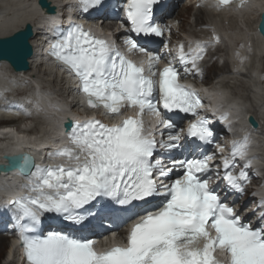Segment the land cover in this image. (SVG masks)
Here are the masks:
<instances>
[{
	"label": "snow or ice",
	"instance_id": "6c2138e0",
	"mask_svg": "<svg viewBox=\"0 0 264 264\" xmlns=\"http://www.w3.org/2000/svg\"><path fill=\"white\" fill-rule=\"evenodd\" d=\"M211 2L222 10L244 7L247 0ZM159 3L126 0L123 6L129 25L124 45L128 52L147 56L146 68L117 51L115 41L98 38L80 24L52 28L47 55L78 82L90 109H102L109 117L123 115L125 109L137 111L135 117L112 126L98 119L71 123L65 132L67 143L47 153L52 163L36 164L28 154L9 161L27 181L21 185L27 194L9 206L27 264H219L217 251L226 254L227 264H264V211L255 223L245 221L234 201L217 190L219 184L213 186L214 180L222 181L225 189L243 193L252 163L247 157L249 137L234 140L219 165L209 163L214 153L174 155L183 148L181 131L183 139L199 142L197 146L215 143L209 119L199 112L198 94L179 81L200 73L199 62L219 38L213 35L209 43L196 42L187 51L180 45L176 56L166 61L147 51L132 34L164 35L168 26L153 22ZM101 4L102 0H77L83 13ZM259 30L264 34V17ZM161 63L164 66L158 68ZM161 109L193 119L186 130L177 131L178 125ZM145 114L157 117L166 133L147 131ZM101 203L118 206L110 208L115 220H134L123 245L98 253L92 239L61 231L38 233L45 214L81 224Z\"/></svg>",
	"mask_w": 264,
	"mask_h": 264
},
{
	"label": "bare ground",
	"instance_id": "6f19581e",
	"mask_svg": "<svg viewBox=\"0 0 264 264\" xmlns=\"http://www.w3.org/2000/svg\"><path fill=\"white\" fill-rule=\"evenodd\" d=\"M52 1L58 6H61L63 1L66 2L69 8L70 15L75 13V10L71 9L73 0H52ZM192 5H188L189 6L188 8L185 7L186 11L179 12L178 14L182 16H183V13L187 14L189 11V8L192 7ZM263 8H264V0H250L249 5H246L240 10L235 9V8L233 9L227 8V9H222V10H216L215 13L208 12L209 13L208 15L205 11H203L204 13L202 11H199L198 13L200 14H196V17H195L196 21H194L196 22L197 26H199V24H202V25L206 24V20L208 19L214 20L212 21L211 27L214 30L218 31V33L221 34L223 41H225L226 43L229 42L231 46L233 45V42L235 40H238L241 37H243L241 31L248 32L246 27L251 31L250 35L252 37H255L256 47L255 45L254 46L249 45V44L247 45L248 48L250 49L253 48V55H250L247 49L244 47H242V49H244L245 51V52H242V56L244 57H241L240 55V57L237 58L236 53L233 50H230V52L229 50L226 51L227 54L229 52L230 57L235 61L233 62L228 61L226 64L227 66L225 65L221 67V69H216L215 82L217 85L215 84L212 87V93L215 90H220L223 94H226V96H229V98L233 100L234 104H231L232 106L234 105L236 107L237 105L239 106L243 105L244 107L247 106V110L245 111V113L247 112L252 113L255 119L261 122L262 127L259 129V131L253 130L252 132V134L256 137L255 139L256 146H259V151H261V154H260L261 156L258 157V159H254L253 162H255V160L262 161V158H264V154L261 150L264 147V82L258 83V84H255V83L252 84L251 81L244 80V83H243L244 85L241 86L243 87V89H248L247 91L250 92L249 97L252 102L255 101L256 103L255 108L253 106L251 107L248 104V102L244 101L245 96L242 95L244 96L243 97L244 99H243L242 96L239 95L241 92L238 95L231 94V89H234L236 87L234 85L225 84V83H227L228 80L232 82L231 80L233 79L234 76L246 75L247 72L240 71V69H243V68L247 69L248 65H249V70L251 73V76L249 78L251 77L258 78V68L261 70H264V67L262 65L260 66V64L256 60L257 58L264 57L261 55L264 50L262 39L259 33L256 31V27H257V23L259 19L258 18L259 11H261ZM40 11L41 10L37 7V0H0V37L9 36L12 33L22 29L26 23H29L33 29V37L31 38L29 42L31 43L32 48L35 51V55L33 54V57L30 59V62H29L30 69L26 72L15 73L13 72V70H11L8 67L7 64L0 63V69L9 68L10 69V70L8 69L9 72L12 73V75L10 73H7V70H5L7 74L0 73V94L3 93V91L8 92L9 90H11L13 85H20V86L24 85L22 87L28 88V94H25V97H20L18 95L14 97V99L16 100L12 101L13 97L10 98L9 96L7 97L2 96L1 94L0 101H8L7 102L8 106H13V105L23 106V101L24 102L30 101V104L32 103L34 104L33 101H37L36 104H34V106L32 107L34 111L33 110H29V111L37 114V116L33 118V120H31V124L35 122L36 126L39 127V135H37L36 132L29 133L27 132V130H23L21 132H15L13 130L3 129L2 131H0V155L7 151H13L18 146L25 145L26 146L25 151H28L34 157V159L37 160L43 152L42 148L44 145L51 144L52 146H59L62 143L61 138L58 137V140H54L53 138L57 134V127L60 124L59 123L60 121L58 120L60 113L64 111L65 108L67 107H64L58 102L55 104L51 102L52 100L49 97V95L52 96L53 89H52V92L49 89L44 90L43 88H41L43 86L39 83L40 82L39 80H36L34 78H27L30 75H32V72H34L37 67L42 68V65H43L44 68H46L45 70L47 71V74H45L46 76L44 77L46 79L43 78L42 82H46L47 80L48 84H50V79L51 77L54 76L57 79V83L59 82L61 85L64 84V88H60L61 90H63V93L68 94V95L71 93V90H70V87L72 86L71 81L68 78H65L63 75H60L58 73V68L54 65L49 64L42 54V51L47 47L46 43L50 40V35L48 33V27L45 26V24L47 23V21L51 20V22H54L55 20L57 21L58 19L57 18H47V20H45L44 17L40 14ZM87 26L91 27L95 31L100 30V27L98 25H93L92 22L87 23ZM226 26H228L227 28L229 30L233 29L234 31H237L239 29L240 31L236 35L230 37L228 36V33L230 34L232 33L229 31H226L228 30L226 29ZM220 31H222V33ZM208 37H205L204 39H207ZM196 42L202 43L203 41L195 40L194 43ZM180 45H183V43L180 42L179 46ZM189 45H193V44L189 42L188 47ZM227 46L229 47V44ZM38 50H39V54H38ZM251 56H253V58ZM229 59L230 58L228 56V60ZM241 60H243V64H239ZM262 74L264 76V72ZM233 80L236 82H239L238 79L235 80L234 78ZM232 84H234V82ZM4 88L6 89L11 88V89L5 90ZM70 95H72V93ZM219 96L220 97L217 96L215 99L212 98V101H221V100L223 101L224 96L222 95H219ZM229 98L228 99L226 98L225 101H228ZM58 101H64V100L61 99ZM73 101H77V100L73 99ZM208 101H211V100L207 99V102ZM56 105H59L61 107V110L57 109V112H56V109L54 107ZM73 105H76V103H73ZM231 105L226 104V107L231 106ZM39 107L41 109H39ZM26 109L27 110L31 109V106L28 104L26 106ZM79 109L84 112L83 108L82 109L79 108ZM224 109L225 108L223 107L220 109V111H223ZM5 111H6V108L4 106L0 107V117L3 116V112ZM40 111L45 116L40 114ZM229 118H230L229 120L233 121L237 119L238 117L232 119V117L230 116ZM239 121H240V125L238 128L240 129L245 124V121L244 119H240ZM245 128L248 130H251L250 128H247V127ZM235 129H237V127H235ZM256 132L257 134H255ZM11 134L20 138V140L16 139V142L14 143L13 141L16 137L14 139L9 138L8 136ZM55 162L58 163L59 161H55ZM261 174H264V168L261 171ZM17 180L18 179L16 177H11V178L0 177V197L3 198L2 200H4V195H7V194L14 195L12 191H9L7 189V187L12 186V184H15ZM260 200L264 201V199H261V198ZM2 211H3V207L0 206V215ZM6 241L7 240L4 237H0L1 255L3 253V247L6 245Z\"/></svg>",
	"mask_w": 264,
	"mask_h": 264
},
{
	"label": "rangeland",
	"instance_id": "374dc122",
	"mask_svg": "<svg viewBox=\"0 0 264 264\" xmlns=\"http://www.w3.org/2000/svg\"><path fill=\"white\" fill-rule=\"evenodd\" d=\"M193 4V6L192 7H190L189 8V11H188V13L186 14V13H183V16L182 15H177V21H178V23H180V26H181V28H182V31H178V33H176V35L177 36H180V35H182L183 34V36H198L199 35V32H200V30H201V28L200 27H197V26H194V21H196L195 20V17H196V14H200V13H198L199 11H202L203 12V10L201 9V7H199L198 5H194V0H187L185 3H183V6H181L179 9H178V13L179 12H184V11H186V8L185 7H189L188 5H192ZM206 13H207V15L210 13H208V11H205ZM204 13V12H203ZM188 16V17H187ZM206 19H208V18H206ZM212 21H214V20H211V23H212ZM208 21L206 20V23H207ZM228 26H226V29H228L227 28ZM213 29V28H212ZM246 29L248 30V32H242L241 31V33H242V35H243V37H241L240 39H238V40H235L234 42H233V45L231 46L230 45V43L229 42H225V41H223V38L221 37V34H219L218 33V31H216V30H212V31H210V30H207V33L205 34V36H204V38L205 37H208V36H212V35H215V36H217L218 38H219V42L221 43L220 44V49L219 50H215V51H211L210 49H208V53H207V58H209L210 59V61H208L207 63H206V65H205V67H206V72H205V77L206 78H208L210 81L212 80V77L213 76H215V71H216V69H221V67H223V66H225L227 63H226V58H227V56H229V61L230 62H233V61H235V60H233L231 57H230V55H229V52H230V50H233L235 53H236V56H237V58H239L240 57V55H241V57H244V56H242V52H245L244 51V49H242V47H244V48H246L247 49V51H248V53L250 54V55H253V48L252 49H250V48H248L247 47V45L249 44V45H255V47H256V40H255V37H252L250 34H251V31L246 27ZM226 31H229V32H231L232 34H230V33H228V36H234V35H236L240 30L238 29L237 31H234L233 29L232 30H226ZM221 33H222V31H220ZM225 32V31H224ZM217 33V34H216ZM203 38V39H204ZM189 39V38H188ZM227 40V39H226ZM229 44V47L227 46ZM236 48V49H235ZM227 50H229V52H228V54H227ZM217 53V54H216ZM239 54V55H238ZM212 57H216L217 59L218 58H220V59H222V60H218L216 63H214V64H211V62H212ZM252 58H253V56H251ZM264 57H262V58H257L256 60H257V62L260 64V66L262 65L263 67H264ZM253 60V59H252ZM239 64H243V60H241V62H239ZM227 66V65H226ZM238 67V66H237ZM252 68V67H251ZM9 68H1L0 69V73L1 74H7V73H10L11 75H12V73L11 72H9V70H8ZM46 68H39V67H37L36 68V70L34 71V72H32V75H30L29 77H27V78H34V79H36V80H39L40 82V84L42 85V86H44L45 88H47V89H49L51 92H52V89H53V86H51V84H48V81L46 80V82H42L43 81V78L46 76L45 74H44V71H46L45 70ZM5 70H7V73L5 72ZM240 71H243V72H247V74L246 75H239V76H234L233 77V79L235 78V80H237L238 79V81L239 82H236V81H234L233 79L231 80L232 82H230L229 80L227 81V83H225V84H230V85H234L236 88H234V89H231V94H233V95H238L240 92V96H242V95H244L245 96V99L243 98L244 96H242V98L244 99V101H246V102H248V104L252 107H254L255 108V101H251V99H250V92L249 91H247L248 89H243V87H241V86H243L244 84V80H249V81H251L252 82V84H258V83H262V82H264V76H263V72H264V70H261V69H259L258 68V78H249L250 76H251V73H250V70H249V65H248V68L246 69V68H243V69H240ZM263 71V72H262ZM231 77V76H230ZM44 79H46V78H44ZM234 82V84H232ZM20 83V82H19ZM58 84V83H57ZM18 86H20V85H13V87L12 88H15V87H18ZM21 86H24V85H21ZM57 87V86H56ZM58 88H64V84L63 85H59V87ZM5 90H9V89H11V88H9V89H6V88H4ZM3 89V90H4ZM2 90V91H3ZM244 90H246V91H244ZM20 91V92H19ZM244 91V92H243ZM15 93H18L17 94V96L19 95L20 97L22 96V94H23V90H15L14 91ZM7 92L5 91H3V93H1L2 94V96H9L10 98H12L13 97V99H12V101H15L16 99H14V97H16V96H14V95H9V94H6ZM0 94V95H1ZM49 97L51 98V100L52 101H57L58 102V100H61V98L60 97H55V98H53L52 96H50L49 95ZM21 99H23V98H21ZM17 102V101H16ZM34 102V104H36V102L37 101H33ZM257 106V105H256ZM40 114H42V112L40 111ZM43 115V114H42ZM43 116H45V115H43ZM47 117V116H46ZM35 123V122H34ZM38 123V122H37ZM262 150V152H263V154H264V147L261 149ZM2 255H1V253H0V257H1ZM1 260V259H0ZM0 264H2L1 263V261H0Z\"/></svg>",
	"mask_w": 264,
	"mask_h": 264
},
{
	"label": "water",
	"instance_id": "95a60500",
	"mask_svg": "<svg viewBox=\"0 0 264 264\" xmlns=\"http://www.w3.org/2000/svg\"><path fill=\"white\" fill-rule=\"evenodd\" d=\"M37 7L41 10L40 13L43 16H53L56 13L55 5L49 0H37ZM262 17H264V11L261 13L257 24V32L261 36L264 48V34L259 30ZM32 37L33 29L29 23H26L22 29L9 36L0 37V63L7 64L15 73L28 71L30 69L29 62L34 53L32 45L29 42ZM247 121L254 130L260 127L252 115L247 116ZM69 125V121L65 123L66 128ZM4 159L8 165H0V173H9L14 169V167H9V161L13 158L5 156Z\"/></svg>",
	"mask_w": 264,
	"mask_h": 264
}]
</instances>
